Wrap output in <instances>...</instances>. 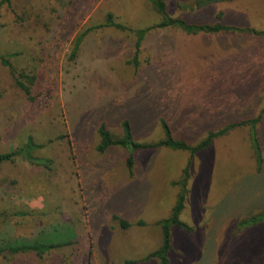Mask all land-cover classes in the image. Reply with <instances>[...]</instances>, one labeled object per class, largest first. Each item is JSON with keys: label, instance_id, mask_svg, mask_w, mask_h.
<instances>
[{"label": "rangeland", "instance_id": "374dc122", "mask_svg": "<svg viewBox=\"0 0 264 264\" xmlns=\"http://www.w3.org/2000/svg\"><path fill=\"white\" fill-rule=\"evenodd\" d=\"M1 1V0H0ZM167 13L189 23H221L264 31V0L196 8L195 0H164ZM111 13L142 29L159 22L147 0H10L0 10V154L28 136L47 144L34 156L0 162V247L65 243L37 256L2 254L0 264H161L157 224L170 216L186 152L156 148L100 154L98 129L135 141L162 139L159 121L194 145L208 132L261 116L257 169L248 126L233 128L191 158L179 220L170 229L167 264H264V224L237 229L264 210V36L247 32L148 33L134 57V37L111 28L90 30ZM75 50V51H74ZM34 77L30 95L16 77ZM177 183V184H176ZM116 216L128 223L121 228Z\"/></svg>", "mask_w": 264, "mask_h": 264}, {"label": "trees", "instance_id": "16d2710c", "mask_svg": "<svg viewBox=\"0 0 264 264\" xmlns=\"http://www.w3.org/2000/svg\"><path fill=\"white\" fill-rule=\"evenodd\" d=\"M10 0H1L0 1V10L1 7L5 3H9ZM235 0H195L194 5L196 8H203L207 7L212 4L216 3H224V2H233ZM149 4L152 6L155 13L159 16V22L154 24L150 27H145L142 29H132L126 25L120 24L116 22L115 18L111 13H108L105 17L103 23L86 30V32L82 33V35L78 38L76 42V52L79 48L81 38L85 36L90 30H97L103 28H111L120 32L127 33L128 35H132L134 37V57L130 63H135L137 65V55L142 47V43L144 42L145 38L147 37L148 33L155 29H166V28H178L181 31L187 34H216L221 32H247L250 34H254L256 36H264V31H257L252 28H239L233 27L229 25H224L221 23V16L219 14L217 16V21L213 24H197V23H189L186 22L184 19L181 18H173L167 13V7L164 0H147ZM75 51V50H74ZM3 57H0L2 59ZM27 81L30 85L32 84L34 77H30L26 74H20L19 78L16 77V84L22 88L26 95H30L29 87L23 82L21 79ZM261 116H258L256 119H252L249 121H243L239 123H232L228 124L222 129L216 132H208L206 136L201 139L198 143L194 145L188 144L183 139L175 138L172 135V131L170 130L168 124L165 120L161 119L159 121L161 131H162V139L158 140L154 143H143L135 141L133 138V134L131 131V127L128 121H124L122 123V135L120 137H116L111 135V133L105 128V126H100L97 133L99 136V144L96 148V151L100 154L104 153L108 148L118 147L126 150L128 152V156L126 159V166L128 169L129 174H132L133 171V164H134V155L136 152L156 149V148H165L171 151H181L186 152L189 155V161L187 165L182 170L180 181L178 182V186H180V191L177 196L176 203L171 210L170 216L166 219H162L157 224L160 226L162 231V243L159 249L147 255L145 260L150 259H158L161 264H167V255L171 248V241H170V229L172 227L179 228L185 232H191V227L186 225L185 223L179 220V215L183 209L184 201H185V190L187 186V182L190 178V164L191 158L195 155L204 152L205 150L209 149L212 145V142L216 138H220L225 136L229 133L230 130L233 128L241 127V126H248L250 131V141H251V148L254 154L255 162L257 165V169L260 170L262 166V155L260 146L258 144V139L256 135V124L259 122ZM54 140L51 139L48 141L47 144L37 143L33 140L31 136H28L25 142L22 144L21 147L17 149H13L7 153L0 154V162H13L16 159H21L25 162H28L32 165H48L51 163L48 159H43L37 156H34V153L38 150L45 148L48 144H51ZM114 220H117L121 226V228L125 229L129 225L126 221L113 216ZM264 224V210L258 211L248 218L242 219L238 225L237 229H247L254 226H258ZM65 243H49L46 244L44 242H33L31 244H22L18 243L16 245H7L6 247H0V255L2 254H25V253H33L37 256H41L53 248L57 246H62ZM133 264V263H128Z\"/></svg>", "mask_w": 264, "mask_h": 264}]
</instances>
